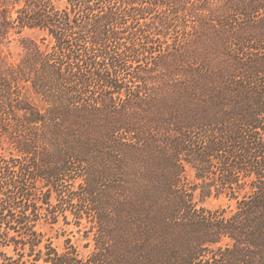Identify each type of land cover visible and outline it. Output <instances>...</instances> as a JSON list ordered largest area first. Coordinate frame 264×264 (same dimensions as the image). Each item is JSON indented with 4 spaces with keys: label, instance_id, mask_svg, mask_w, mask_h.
I'll return each mask as SVG.
<instances>
[{
    "label": "trees",
    "instance_id": "trees-1",
    "mask_svg": "<svg viewBox=\"0 0 264 264\" xmlns=\"http://www.w3.org/2000/svg\"><path fill=\"white\" fill-rule=\"evenodd\" d=\"M59 1L0 0V44L43 34L17 64L0 55V136L37 160L9 179L0 214L23 252L0 264H264V0ZM187 168L234 210L166 200ZM42 170L84 190L88 259L34 230L59 220L26 184Z\"/></svg>",
    "mask_w": 264,
    "mask_h": 264
},
{
    "label": "rangeland",
    "instance_id": "rangeland-1",
    "mask_svg": "<svg viewBox=\"0 0 264 264\" xmlns=\"http://www.w3.org/2000/svg\"><path fill=\"white\" fill-rule=\"evenodd\" d=\"M66 0H60L57 4L62 7L65 5ZM42 33L37 30H24L21 35H14L10 37V41L4 42L0 44V55L4 57L8 62L12 64H17V61L20 59L21 54L23 53V48L21 45V38H28L34 41H37L41 45ZM48 42H45V45ZM176 127L170 126V132L173 131ZM9 141L4 136H0V205L5 204V197L9 196L12 188L15 191L16 187L10 186L13 184V179L15 177H22L21 172L23 170L29 171L32 167L36 166L37 160H29L24 156H21L17 148L10 147L8 144ZM52 161V160H51ZM10 165L12 168L6 169L3 166ZM55 164H52V167ZM4 169H3V168ZM49 168L51 166H48ZM36 170V167H35ZM144 171H147L145 168ZM21 171V172H20ZM49 170H47L48 172ZM182 176H177V180L174 182V186L172 188L171 193L173 197H166V200L171 201L174 198L178 197L180 200L182 198H187L191 203V207L194 210H204L207 211H230L234 210L235 202L230 201L224 197H215V196H206L207 190L201 188L202 184L200 181H197L196 175L192 169L187 168L184 171ZM33 173V172H32ZM34 173H36L34 171ZM38 174L42 175V179L30 180L26 184L31 188V193H34L37 198L41 200L44 196L45 203L48 205L44 206L48 208V211L51 213H58L59 220L57 219L49 220L48 216L41 215L40 219L37 221L38 224L35 227V231L40 233L44 244H49L51 248L55 249L57 252L61 253L65 249L71 251H76L80 258L86 260L90 257V255L95 251V243L101 240L96 238V231L94 223V218L89 211V206L85 202H73L75 199V195H81L84 190L81 185H79V181L76 183H63L64 188H60V185H56L53 183L54 178L51 179L49 174H45V170L39 171ZM71 177V174H68V177ZM13 177L11 182L9 179ZM61 178L67 179L64 174L60 175ZM69 177V178H70ZM74 178V177H71ZM22 181V180H20ZM144 184L140 182V185ZM55 192L59 190H71L72 193L68 194V198L64 200L67 203V207L65 208L63 203L58 204L56 202L55 195L53 194L52 189ZM67 186V187H66ZM77 192V194H76ZM42 194V195H41ZM66 210V211H65ZM65 211V212H64ZM228 214V212H227ZM7 215L11 216L12 213H8ZM8 216L4 217V215L0 214V256H6L11 258L12 260H17L19 258L18 253H22L23 251L17 248H13L11 243L20 242L18 236H21L20 233H17V229L7 230L3 227V223L8 221ZM117 238V237H116ZM120 239V238H117ZM19 240V241H17ZM120 239L119 246L122 247L123 243ZM110 245H113L114 248L116 246L109 242ZM130 244V242H129ZM117 249V248H116ZM5 254V255H4ZM28 257L25 256L24 259ZM9 260V259H8ZM21 264V263H20ZM29 264V263H25ZM35 264H45L41 261Z\"/></svg>",
    "mask_w": 264,
    "mask_h": 264
}]
</instances>
